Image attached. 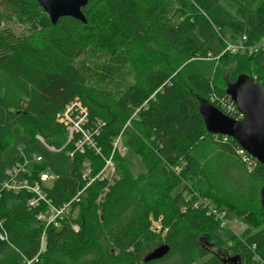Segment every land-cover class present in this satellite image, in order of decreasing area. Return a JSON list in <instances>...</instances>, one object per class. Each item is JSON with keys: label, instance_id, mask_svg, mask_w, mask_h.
I'll use <instances>...</instances> for the list:
<instances>
[{"label": "trees", "instance_id": "16d2710c", "mask_svg": "<svg viewBox=\"0 0 264 264\" xmlns=\"http://www.w3.org/2000/svg\"><path fill=\"white\" fill-rule=\"evenodd\" d=\"M83 13L87 24L65 17L53 25L34 0H0V233L6 238L0 264L37 256L32 264H264V166L245 162L232 138L209 133L199 110L206 101L231 117L222 104H232L227 90L240 75L264 88V51L218 55L210 46H223L227 32L233 42L247 36L257 44L264 38V0H89ZM150 45L164 46L180 62L156 65L151 52L143 55ZM92 57L94 78L80 64ZM212 57L235 64L225 86ZM75 102L88 110L85 129L98 130L96 149L75 153L71 175L44 185L52 205L83 190L87 168L95 178L111 161L119 178L110 186L95 180L60 228L46 230L39 255L44 227L36 216L44 207L29 208L26 191L5 190L7 170L22 157L7 162L3 153L18 126L30 142L40 137L73 151L79 135L68 143L63 116ZM118 138L141 159L145 172L138 177L115 147ZM211 201L250 226L235 247L218 236L220 222L206 207ZM155 242L170 252L145 262L158 248L144 254L146 245Z\"/></svg>", "mask_w": 264, "mask_h": 264}, {"label": "built area", "instance_id": "2783aa9c", "mask_svg": "<svg viewBox=\"0 0 264 264\" xmlns=\"http://www.w3.org/2000/svg\"><path fill=\"white\" fill-rule=\"evenodd\" d=\"M227 51L239 53L241 55H255L260 51H264V38H262L257 44L252 45L248 43L247 36L239 37L235 42L228 44ZM222 106L226 108L228 116L235 120H242L243 116L238 112L236 106L232 104H226L223 102ZM226 115V114H225ZM89 113L87 108L83 107L81 103L75 102L70 105L63 116V121L69 126V140L68 143L74 140V135L78 134L79 138L74 142V150L66 151L70 158L74 157V154L77 152H85L86 149H96V143L94 141V135H98V130L94 132L85 129V125L88 122ZM37 140L43 143V145L54 153H59L65 151L64 148L55 149L46 145L40 137H37ZM120 138L115 143H117ZM244 155L245 162L250 165H254L257 162L254 158L249 156L247 153L242 151ZM22 160L17 161L11 168L7 170V181L3 184V187L8 192L19 194L21 192H28L30 197L27 199V206L31 209H38L42 206L44 210L40 211L37 214V221L40 225L44 227L42 237H41V247L40 253L43 250L44 242L46 240V230L49 227L59 229L62 223L67 220L66 218L71 214L73 204L80 201L82 193L97 179L103 180L105 177V170L111 165V161H107V164L103 171L95 178H91V170L89 168L85 169L83 172V179L87 182L86 186L80 191L71 201L59 206L54 207L48 198L46 189L44 188L45 184L51 180V177L48 173L43 170L39 175H35L33 171L29 172L27 170L24 158L21 155ZM37 163L41 162L40 157L36 158ZM216 215L217 219L220 222V227L225 228L228 226L227 222L224 220V215L217 212L216 210L212 211ZM74 230L78 231V225H73ZM5 236L0 233V241H5ZM38 256L31 261H24L23 264H32L34 261L37 262Z\"/></svg>", "mask_w": 264, "mask_h": 264}, {"label": "rangeland", "instance_id": "374dc122", "mask_svg": "<svg viewBox=\"0 0 264 264\" xmlns=\"http://www.w3.org/2000/svg\"><path fill=\"white\" fill-rule=\"evenodd\" d=\"M175 23H177V21H175ZM15 28L17 31L21 29V27ZM231 36V32H227L225 37L226 41L224 42L223 46H221V44L216 41L210 42V46L216 51L215 53H217L218 55H223L224 53L229 52L227 51V46L228 44L233 42ZM145 50L146 52H151L152 61L154 63L156 62V65L162 66L164 68L175 67V63L180 62V59L176 58V56L172 52L168 51L164 46H146L142 50L144 51L143 55H145ZM96 61L97 59L95 57H92L91 59L84 60L80 63L81 66L88 71L86 73H90V76L93 78L96 74V70L94 68ZM219 61V57H212L211 62L214 63L216 68H219L221 76L223 77L221 83L225 86V82L228 79H234L232 73L235 69V64L223 66L221 63H219ZM231 76L233 77L231 78ZM128 124L126 125V127L128 126ZM117 145L123 150V156L127 161L133 175L135 177H138L140 174L144 173V166L141 162V159L128 149V147L125 145V140L120 138ZM19 155L23 156L24 162L29 172L33 171L36 167H39L40 169L45 170L48 173V175L51 177V180L46 183L48 187L51 186L55 179L70 176L73 170L71 158L68 156L66 151L54 153L46 148L43 143L38 140L30 142L29 137L23 132V129L20 126L16 127L13 130L11 144L4 151L3 159L7 162H10ZM38 157L42 159V161L39 163H37L36 161V158ZM118 178L119 175L117 174V172H115L113 164L109 165L105 170L104 179L109 180L110 186L114 184V181ZM107 192L108 189L105 191L103 196H105ZM11 204L12 203H10V206H12ZM206 207L210 208L212 211L216 210L217 212L224 215V220L227 222L228 226L225 228H221L218 232V236L223 241L225 247H235L236 243L242 240L244 230L250 228V226H247L244 221L236 219V217L228 210L219 208L213 201L207 203ZM152 230L157 238L164 237V232L161 229L160 223L158 221L152 220ZM158 245L159 244H157V242H155L154 244H147L144 254H146L147 252H151L152 250L157 248ZM166 264L174 263L170 262Z\"/></svg>", "mask_w": 264, "mask_h": 264}, {"label": "water", "instance_id": "95a60500", "mask_svg": "<svg viewBox=\"0 0 264 264\" xmlns=\"http://www.w3.org/2000/svg\"><path fill=\"white\" fill-rule=\"evenodd\" d=\"M49 15L53 25L65 17L87 24L83 9L89 0H34ZM227 95L243 116L235 120L225 115L209 102L199 105L206 129L213 135L235 140L241 149L264 166V88L248 75H240L227 90ZM264 206V190L262 192ZM170 252L167 245H161L150 253L145 262L163 259ZM234 264H241L237 260Z\"/></svg>", "mask_w": 264, "mask_h": 264}]
</instances>
